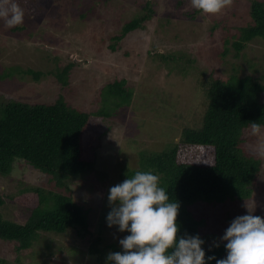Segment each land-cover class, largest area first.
<instances>
[{"label": "rangeland", "instance_id": "obj_1", "mask_svg": "<svg viewBox=\"0 0 264 264\" xmlns=\"http://www.w3.org/2000/svg\"><path fill=\"white\" fill-rule=\"evenodd\" d=\"M151 1L153 17L119 41L114 37L147 0H18L25 13L23 23L9 28L0 19V75L18 70L0 79L3 102H54L63 95L84 112L110 107L112 116L94 130L98 143L94 167L69 183L74 199L92 210V228L102 234L109 252L115 251L113 247L122 251L119 239L128 234L106 222L109 189L126 179L128 171H140L141 152L164 151L179 141L186 127L200 125L205 107L200 98L202 79L197 75L203 72L227 80L237 68L239 75L253 73L264 82L263 40L249 43L239 57L233 50L223 52L226 41L235 40L249 23L251 0H231L215 14L194 8L191 0ZM158 52L165 54V62ZM66 68L68 85L57 75ZM28 70L41 73L40 78ZM116 80H125L133 92L129 105L115 108L109 101L104 103L103 89ZM245 137L247 152L261 160L251 199L217 205L200 202L193 207L205 223L206 251L226 243L219 238L236 216L249 209L264 217V128L256 134L250 128ZM182 155L196 161L203 151L186 147ZM35 187L52 190L47 177L23 162L16 161L10 174L0 175L3 218L26 220L29 212L15 199H27ZM54 240L53 250L59 253L52 258L46 256L44 242L18 252L15 242L0 240V260L3 264H97L92 257L74 252L80 241L76 236L64 234Z\"/></svg>", "mask_w": 264, "mask_h": 264}, {"label": "trees", "instance_id": "obj_2", "mask_svg": "<svg viewBox=\"0 0 264 264\" xmlns=\"http://www.w3.org/2000/svg\"><path fill=\"white\" fill-rule=\"evenodd\" d=\"M154 13L152 1L147 0L142 11L125 23L115 40H122L129 33L144 28ZM249 15L250 21L240 28L239 36L235 35L232 42L226 41L223 51L226 55L233 50L239 57L249 43L256 39L264 41V0H251ZM157 54L166 61L165 54ZM193 63L189 60L188 64L192 66ZM237 70L234 69V74L227 80L203 72L197 75L199 80L202 79L199 81L200 98H204L205 107L200 125L186 127L179 141L164 151L141 152L140 171L157 174L170 199L180 203L178 235L198 233L204 239V220L194 213L193 207L200 202L214 205L246 202L251 199L260 175L261 160L247 152L245 133L252 122L264 125V82L253 73L239 75ZM16 72L4 73L0 79L6 80ZM27 73L34 74L36 79L41 76L32 70ZM57 75L64 85H68L65 78L68 68ZM102 93L104 103L109 101L115 108L129 105L133 97L125 80L109 83ZM109 109L104 105L99 111L84 112L63 95L54 102L35 104L0 99V175L10 174L18 161L33 167L52 185V190L35 187L27 199L22 196L15 199L29 212L26 220L5 219L0 212V240L15 242L18 252L44 242L43 250L52 258L59 253L53 250L54 238L74 235L80 240L78 246H73L74 252L92 257L97 264H106L109 251L103 245L102 234L92 228V210L74 199L69 183L94 167L98 148L94 130L112 116ZM186 147L201 148L202 159H184L182 148ZM135 172L128 171L127 176L131 177ZM2 204L1 200L0 206ZM224 244L207 250L206 256L225 257ZM1 263L4 260H0ZM209 264H215V260Z\"/></svg>", "mask_w": 264, "mask_h": 264}, {"label": "clouds", "instance_id": "obj_3", "mask_svg": "<svg viewBox=\"0 0 264 264\" xmlns=\"http://www.w3.org/2000/svg\"><path fill=\"white\" fill-rule=\"evenodd\" d=\"M230 3L231 0H191L194 8L213 14ZM24 15L18 0H0V19L7 27L23 23ZM262 127L258 122L251 123L254 134ZM108 202V226L128 234L119 239L122 251L109 252L106 264H209L213 260L215 264H264V217L249 209L224 230L219 239L226 241V256L217 258L214 254L206 256L205 240L198 233L178 235L180 203L170 199L159 176L152 171H136L111 186Z\"/></svg>", "mask_w": 264, "mask_h": 264}]
</instances>
